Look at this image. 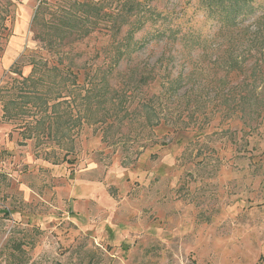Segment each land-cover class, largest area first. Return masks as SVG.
<instances>
[{
  "label": "rangeland",
  "instance_id": "374dc122",
  "mask_svg": "<svg viewBox=\"0 0 264 264\" xmlns=\"http://www.w3.org/2000/svg\"><path fill=\"white\" fill-rule=\"evenodd\" d=\"M41 1L0 0V87L16 77L15 66L29 75L23 57L57 61L31 31ZM64 2L47 0L44 18ZM158 8L207 38V49L189 55L162 43L124 60L110 82L125 107L120 121L104 130L94 123L103 109L93 114L72 155L21 145L20 122L6 121L0 104V264H264V112L257 118L255 109L244 125L222 102L251 73L264 79V29L253 34L251 16L238 31L218 33L197 0ZM109 43L94 33L64 47L62 62L82 82L84 67L107 66ZM247 54L241 71L229 73L230 58ZM165 73L184 79L170 100L157 96ZM142 74L156 82L143 85ZM258 95L264 82H255ZM144 103L167 121L147 127Z\"/></svg>",
  "mask_w": 264,
  "mask_h": 264
},
{
  "label": "trees",
  "instance_id": "16d2710c",
  "mask_svg": "<svg viewBox=\"0 0 264 264\" xmlns=\"http://www.w3.org/2000/svg\"><path fill=\"white\" fill-rule=\"evenodd\" d=\"M164 2L165 0H65L64 5L49 14L51 16L47 20L44 18V11L50 5L47 0L39 2L31 19L33 38L41 44V50L57 55V61L54 63L50 58L38 54L23 57L25 65L31 67L29 75L23 76L20 67L15 66L10 73L16 77L10 78L11 81L0 87L2 117L9 122H20L21 145L32 140L35 148L45 150V155H55L54 151L63 157L72 155L82 124L88 122L93 114L98 115L103 109L94 123H100L104 130L114 120L120 121L117 113L119 109L125 110V107L116 100L110 82L113 73L124 60H134L149 46L162 43L179 45L189 55L197 51L204 52L209 43L207 38L183 30L178 16L164 11L165 7L158 8ZM255 2L256 0H197L198 6L206 9L219 25L218 33L221 34L238 31L251 16H255L256 24V33L253 34L257 35L258 30L264 29V0L258 5ZM94 33L108 37L110 43L103 50H109L108 64L104 68L84 67V77L79 82L78 72H72L73 64L64 65L62 62L67 58L63 48ZM258 40L259 37L255 36V41ZM249 57V54L243 56L242 60L231 57L227 64L228 72L239 73L243 68L242 63ZM144 75L140 76L138 82L143 85L156 82V78ZM164 76L166 77L163 78ZM161 79V92L157 96L166 100L177 97L184 87V79L180 74L170 78V73H165ZM256 81L264 82L259 72L256 75L255 72L251 73L247 81L236 86L234 90L237 93L227 92L222 96L224 108L240 113L244 125L253 123L250 115L253 116L255 109L257 118L264 112V95L256 98L253 96ZM138 112L142 113L147 127L158 126L162 120L167 121L161 114H156L148 103L142 104ZM173 121L175 122L171 123L177 128V120ZM202 130L203 126L198 128V132ZM45 142L53 144L46 147L43 146Z\"/></svg>",
  "mask_w": 264,
  "mask_h": 264
}]
</instances>
